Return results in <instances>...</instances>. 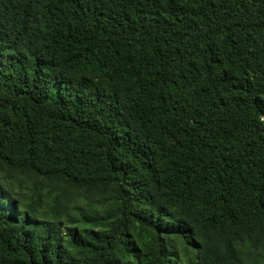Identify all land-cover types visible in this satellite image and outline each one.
<instances>
[{"label": "trees", "instance_id": "1", "mask_svg": "<svg viewBox=\"0 0 264 264\" xmlns=\"http://www.w3.org/2000/svg\"><path fill=\"white\" fill-rule=\"evenodd\" d=\"M0 264H264V0H0Z\"/></svg>", "mask_w": 264, "mask_h": 264}, {"label": "rangeland", "instance_id": "2", "mask_svg": "<svg viewBox=\"0 0 264 264\" xmlns=\"http://www.w3.org/2000/svg\"><path fill=\"white\" fill-rule=\"evenodd\" d=\"M11 184H12L13 190L15 192L18 191V187H20L21 191H28L29 189H27V188L30 186L31 182L30 181H25V182L23 181L20 184V186H18V187L14 183H11Z\"/></svg>", "mask_w": 264, "mask_h": 264}]
</instances>
